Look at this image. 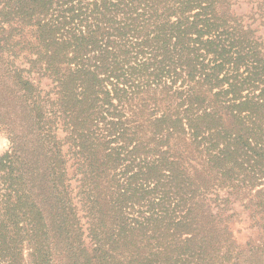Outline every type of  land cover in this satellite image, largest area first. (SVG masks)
<instances>
[{"label":"trees","instance_id":"trees-1","mask_svg":"<svg viewBox=\"0 0 264 264\" xmlns=\"http://www.w3.org/2000/svg\"><path fill=\"white\" fill-rule=\"evenodd\" d=\"M233 4L0 0V264H264V41Z\"/></svg>","mask_w":264,"mask_h":264},{"label":"rangeland","instance_id":"rangeland-1","mask_svg":"<svg viewBox=\"0 0 264 264\" xmlns=\"http://www.w3.org/2000/svg\"><path fill=\"white\" fill-rule=\"evenodd\" d=\"M261 1L264 2V0H234L232 9H234L239 14H245L244 19H248L249 21L252 20L251 14L255 13V22L251 26L257 29L256 33L264 41V14L260 15L258 11L255 10L257 3ZM29 35L30 32L26 29L24 32L25 38H28ZM20 62L22 61L20 60ZM58 135L63 136V132L59 131ZM8 146L9 140L7 138V133L5 129L0 126V153L7 149ZM233 210L236 212V217L233 218V221H231L230 227L236 243L239 245H244L247 241L256 242L260 236V229L255 226L250 213L243 209L239 202H235L233 204Z\"/></svg>","mask_w":264,"mask_h":264}]
</instances>
